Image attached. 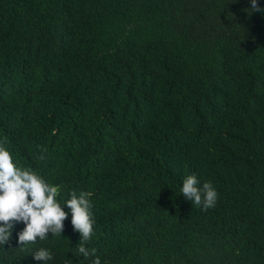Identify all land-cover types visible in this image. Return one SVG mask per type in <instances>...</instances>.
I'll return each instance as SVG.
<instances>
[{"label":"trees","instance_id":"1","mask_svg":"<svg viewBox=\"0 0 264 264\" xmlns=\"http://www.w3.org/2000/svg\"><path fill=\"white\" fill-rule=\"evenodd\" d=\"M248 8L0 0V141L2 128L26 138L28 157L34 136L51 131L42 157L104 158L117 180L104 197L124 223L107 237L98 215L96 235L146 247L144 264H264V16ZM28 111L40 119L29 133ZM192 173L217 189L214 208L180 193ZM41 247L52 264H81L64 236L11 242L0 264H42L31 255Z\"/></svg>","mask_w":264,"mask_h":264},{"label":"clouds","instance_id":"2","mask_svg":"<svg viewBox=\"0 0 264 264\" xmlns=\"http://www.w3.org/2000/svg\"><path fill=\"white\" fill-rule=\"evenodd\" d=\"M247 3L252 13L264 16L262 0H247ZM25 118L28 133L32 132L40 119L31 111L26 112ZM25 140H16L2 128L0 247L16 241L18 248L32 243L38 248L39 241L64 236L70 240L81 264H144L146 247L122 242L109 244L96 235L98 215L108 222L107 237L124 223L123 211L104 197L112 196L116 190L115 169L104 171V158L86 149L73 162L71 151L64 161L42 157L51 143V131L34 136L28 157L22 152ZM96 143L102 151H108V145ZM180 193L204 211L214 208L218 200L215 186L201 183L195 173L183 178ZM119 195H124L121 190ZM31 255L42 264H52L55 258L53 250L46 247Z\"/></svg>","mask_w":264,"mask_h":264}]
</instances>
